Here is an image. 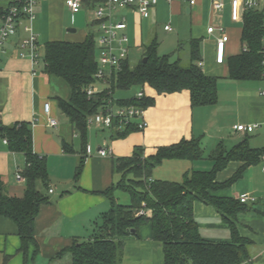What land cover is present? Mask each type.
<instances>
[{"label":"crops","instance_id":"0c3cea01","mask_svg":"<svg viewBox=\"0 0 264 264\" xmlns=\"http://www.w3.org/2000/svg\"><path fill=\"white\" fill-rule=\"evenodd\" d=\"M222 2V9L217 11L213 9L211 0H195L193 5L179 0H157L147 17H142L133 8L117 9L114 18L123 16L126 20L130 61V53L139 49L141 57L144 47L154 37L158 40L159 48L160 34L168 45L174 46L172 52L176 59L179 57L175 53H179L182 45L187 46L188 60L189 40L200 39L201 69L217 78L218 100L214 105L192 107L187 90L158 94L151 87L145 90L143 86L141 89L146 96L154 99V103L145 110L147 127L144 130L132 127L119 136L115 131L122 128L117 126L106 129L87 124V144L91 152L86 154L81 151L78 132L58 107V98H69V88L60 78L44 73L42 53L47 41H81L88 30L93 31L95 36L97 28L96 23L93 24V8L99 2L90 5L83 1L81 10L72 14L65 0L36 1L31 26L40 54L37 63H33L28 56L20 55L22 50L19 44L27 37L23 30V25L27 24L25 20L17 27L15 35L3 42L0 50V177L6 194H23L25 182L16 179V172L24 167V154L9 150L3 142L1 129L20 121L30 122L32 149L45 157L49 177L47 187L42 190V186H39V190L48 196L49 202L39 208L34 220L35 244L30 243L25 254L20 250L21 240L16 224L0 215V264H71L68 253L58 258L56 254L68 246L73 238L86 239L91 235L95 222L110 207L109 199L102 192L122 176L114 171L115 159L132 155L136 147H140L143 155L148 157L155 154L160 146L194 137L199 138L204 157H207L218 143L230 148L247 137L250 147L264 148V95L259 93L264 89V79L228 78L227 60L241 51L242 20L232 21L230 0ZM6 6L7 2L0 0L2 13ZM77 16L80 18L78 24L81 20L82 24L85 22L84 31L79 35L74 34L77 28L72 26ZM166 24L172 29L164 30ZM210 26L216 28L213 33L207 32ZM71 28H75L74 33L70 31ZM221 34L227 36V41L224 60L218 63L216 40ZM98 83L94 84L95 88L102 89L97 87ZM47 101L50 103V116L57 121L55 127L47 124L43 111V104ZM235 124H256V127L250 133H243L233 128ZM66 144L71 145L72 151H65ZM100 148H106L108 154L101 156L98 153ZM263 155L258 163L247 167L236 182L213 193L235 199L241 194L255 198V201L246 203L249 209L239 212L234 218L238 234L250 240L249 258L240 264H264ZM81 156H84V164L75 179V167ZM204 157L194 161L164 160L152 170L151 177L167 180V177L158 175L156 169L172 161L177 164H170V167H177L182 178L186 172L209 170L212 161ZM238 166V162H230L218 173L217 180L228 179ZM50 189L52 192H49ZM117 190L120 189L115 188L113 194L118 201ZM126 195L123 204L130 202L129 195ZM193 217L202 238L215 242L230 241V227L213 206L196 201ZM163 259L162 245L152 239L149 224L139 228L138 236L129 235L123 239L121 264H163Z\"/></svg>","mask_w":264,"mask_h":264},{"label":"trees","instance_id":"16d2710c","mask_svg":"<svg viewBox=\"0 0 264 264\" xmlns=\"http://www.w3.org/2000/svg\"><path fill=\"white\" fill-rule=\"evenodd\" d=\"M84 1L95 5L101 0ZM241 22V51L227 60L228 78L260 80L264 65V8L244 9ZM200 41L198 38L189 40L188 64L183 65L180 59L172 60L171 54H158V40L152 38L136 63L124 60L120 69L106 78V86L90 97L86 90L97 82L95 74L98 70L93 31L88 30L81 41H47L42 56L43 71L60 78L69 88V98H58L57 103L78 132L81 151L85 152L87 144V118L109 101L119 106L146 108L154 103V99L147 96L139 100L135 95L115 97L117 90H128L133 86L142 88L145 84L158 94L187 90L192 107L214 105L218 100L217 78L204 73L198 65L201 61ZM130 128L115 129V133L122 136ZM1 135L7 139L10 151L23 153L25 157L24 167L20 170L25 182L21 196L6 194L0 177V215L16 224L20 250L25 254L28 245L35 244L34 220L39 208L49 202L48 196L39 190V186L46 188L48 185L46 160L32 149L30 122L20 121L10 127H2ZM64 148L72 151L71 145L66 144ZM263 154L264 148L250 147L247 137L230 148L220 142L207 155L212 161L211 169L186 172L181 181H170L153 179L152 170L164 160L202 159L204 151L199 138L181 139L177 143L160 146L155 154L148 157L143 155L140 147H136L132 155L115 159L114 171L122 176L102 192L109 199L110 207L95 222L91 235L86 239L73 238L56 254V258L68 253L71 264H121L123 239L129 235L138 236L139 228L149 224L152 239L162 245L163 264L242 263L249 258L250 240L238 234L234 218L249 206L233 197L213 193L236 182L247 167L260 161ZM230 162H238L239 166L228 179L218 181V173ZM83 164L84 156H81L75 168V179L80 175ZM115 188L129 195L128 204L116 200ZM196 201L211 205L220 213L230 227V241L215 242L201 237L193 217ZM143 207L150 210L148 215L138 214Z\"/></svg>","mask_w":264,"mask_h":264},{"label":"built area","instance_id":"2783aa9c","mask_svg":"<svg viewBox=\"0 0 264 264\" xmlns=\"http://www.w3.org/2000/svg\"><path fill=\"white\" fill-rule=\"evenodd\" d=\"M7 2V6L0 16V50L2 44L9 37L16 34L17 27L25 20L27 24L23 25V30L27 33V37L23 38L19 44L22 50L20 55L28 56L33 63H37L40 54L38 52L36 36L31 26L32 20L35 18V5L37 0H3ZM84 0H65L67 9L75 14L81 10ZM171 2L172 0H167ZM188 2L190 5L195 4V0H179ZM214 10L220 11L223 7L222 0H211ZM157 3V0H102L93 8V19L96 22L95 48L98 70L95 74L97 82L106 84V78L113 71L120 69L122 62L128 59V36L126 34L127 24L123 16L115 19L114 15L119 8H133L142 17L149 15L150 9ZM264 8V0H230V18L234 22L242 20V13L246 8ZM169 24L164 26V30H171ZM216 28L210 26L207 28L208 33H213ZM223 32L222 28H219ZM227 36L221 34L216 40V62L222 63L224 60V47ZM201 67V61L198 62ZM261 78L264 79V65L261 72ZM103 89V88H102ZM102 89H96L94 85L89 86L86 90L88 97L95 95ZM264 95V89L259 91ZM135 97L139 100L146 97L143 89L135 93ZM50 103L47 101L43 104V111L46 115L47 124L55 127L57 121L50 116ZM146 107L142 106H119L109 101L105 107L101 108L97 113L87 118V124H94L101 128L109 129L113 126L118 128H126L127 126L135 127L138 130H144L147 127L145 120ZM256 124H235L233 128L238 132L250 133L254 130ZM3 142L7 144V139L3 138ZM91 148L89 144L85 146V153L89 154ZM98 153L101 156L108 154L106 148H100ZM264 157V155H263ZM16 179L23 181L20 170L16 172ZM49 192H52L50 189ZM241 203L253 202L254 197L247 194H241L237 198ZM144 206V205H143ZM150 210L141 208L139 215H148Z\"/></svg>","mask_w":264,"mask_h":264},{"label":"rangeland","instance_id":"374dc122","mask_svg":"<svg viewBox=\"0 0 264 264\" xmlns=\"http://www.w3.org/2000/svg\"><path fill=\"white\" fill-rule=\"evenodd\" d=\"M90 15L91 14H89V17H90ZM77 18H76L75 24H73L72 26L77 28V33H74V32L73 33L76 34V35H79V34L82 33V30L85 27V22H83L84 24H82V20H81L80 24H78L79 23L78 21L80 20V18L78 16H77ZM83 21H84V19H83ZM76 35H74V36H76ZM159 41H160V45H159V48L157 50L158 54H160V55H162V54H171V59L172 60L176 59L177 56H175L173 54V52H172L173 49H174V46L173 45L171 46V44L168 45L167 40L163 39V35L162 34L159 35ZM186 49H187V46L183 47L181 45L180 48H179V53L178 54L175 53L176 55H178V57H179V59H180V61H181V63L183 65H187L188 64V60L186 58ZM137 50L138 51H136L134 53L133 52L130 53V55L132 56V58H131V63L132 64L136 63L140 59L141 50H139V49H137ZM40 52L42 53V46H41ZM96 83H98V82H96ZM105 86H106V84L101 83V82L97 84L98 88H104ZM144 88H145V90L151 89L150 86L147 85V84L144 85ZM140 89H141L140 86H133V87H131L128 90H117L115 92V97H123L125 95L132 96L137 91H139ZM221 93H223V89H221ZM204 158H207L206 155H205ZM173 162H176V161H172V163H165V165H163V167H160V168L156 169L157 173L160 176L162 175V177H167V180H170V181H181L182 180V176H181V174H179L180 172L178 173V171L176 169L177 167H170V166H172L170 164H177V163H173ZM160 176H158V177H160ZM41 189L43 190V189H45V187L42 186ZM120 190H117L115 194L117 195L116 197L119 198L118 202L123 204L124 203V198L125 197L127 198V195H126L127 193L125 191H123L122 189H120ZM68 256H70V255L68 254ZM62 264H64V262Z\"/></svg>","mask_w":264,"mask_h":264},{"label":"water","instance_id":"95a60500","mask_svg":"<svg viewBox=\"0 0 264 264\" xmlns=\"http://www.w3.org/2000/svg\"><path fill=\"white\" fill-rule=\"evenodd\" d=\"M70 31L74 32L75 30L73 28H71ZM143 60L145 61L146 58H143Z\"/></svg>","mask_w":264,"mask_h":264}]
</instances>
